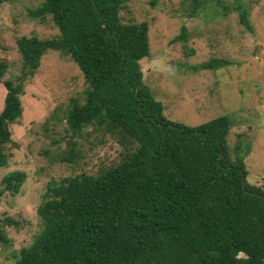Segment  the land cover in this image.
<instances>
[{
  "label": "trees",
  "instance_id": "16d2710c",
  "mask_svg": "<svg viewBox=\"0 0 264 264\" xmlns=\"http://www.w3.org/2000/svg\"><path fill=\"white\" fill-rule=\"evenodd\" d=\"M127 1L42 0L27 13L48 17L58 33L16 38L20 69L13 79L1 80L7 63L0 60V167L7 163L8 127L21 115L23 84L47 51L69 57L85 84L66 111L68 130L91 126L124 149L119 161L95 174L47 182L36 209L40 228L15 264H263L264 190L242 184V148L229 157L231 119L189 127L162 115L139 66L148 55V25L121 17ZM205 1L191 0L189 17ZM209 1L226 12L224 0ZM234 10L250 31L247 11L240 4ZM178 41H186L184 26L169 42ZM227 65L212 57L191 70ZM74 156L71 147L60 161ZM24 179L22 171L6 173L0 196L18 193ZM9 243L0 228V244Z\"/></svg>",
  "mask_w": 264,
  "mask_h": 264
},
{
  "label": "rangeland",
  "instance_id": "374dc122",
  "mask_svg": "<svg viewBox=\"0 0 264 264\" xmlns=\"http://www.w3.org/2000/svg\"><path fill=\"white\" fill-rule=\"evenodd\" d=\"M41 1L0 0V60L7 63L1 80L19 73L16 38L45 39L58 33L48 17L28 15ZM224 3L226 12L208 0L189 17L191 0H128L121 17L148 25V55L139 60V66L142 80L162 105V115L189 127L229 116L225 138L229 157L233 159L236 146L242 148L244 181L264 190V0ZM237 4L248 13L250 31L238 22ZM181 26L186 29V41L170 43ZM212 57L226 59L229 65L191 70ZM84 88L77 66L57 51L42 55L23 84L22 111L8 127L11 141L3 147L7 163L0 167V180L14 170L24 172L25 179L18 193L3 191L0 196V228L10 241L0 244V264H15L20 248L38 232L36 209L47 182L95 174L123 156V147L107 133L91 126L76 134L68 130L66 111L73 99L80 100ZM4 94L0 82V110ZM71 147L73 160L60 161Z\"/></svg>",
  "mask_w": 264,
  "mask_h": 264
},
{
  "label": "water",
  "instance_id": "95a60500",
  "mask_svg": "<svg viewBox=\"0 0 264 264\" xmlns=\"http://www.w3.org/2000/svg\"><path fill=\"white\" fill-rule=\"evenodd\" d=\"M244 183V178H242V184Z\"/></svg>",
  "mask_w": 264,
  "mask_h": 264
}]
</instances>
